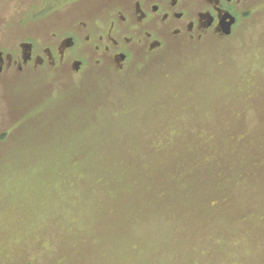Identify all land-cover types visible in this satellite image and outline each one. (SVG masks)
Here are the masks:
<instances>
[{
	"label": "rangeland",
	"instance_id": "obj_1",
	"mask_svg": "<svg viewBox=\"0 0 264 264\" xmlns=\"http://www.w3.org/2000/svg\"><path fill=\"white\" fill-rule=\"evenodd\" d=\"M110 1L0 0V52L22 61L21 45L32 42L34 56L46 58L49 49L56 60L42 66L3 65L0 72V264H17L9 242L28 237L27 223L37 229L50 225L55 232V224L84 230L96 221L103 223L108 239L126 237L133 244L140 228L146 237L152 230L171 234L167 255L177 263L202 260L191 244L207 241L208 247L215 245L207 249L217 264L234 259L264 264V166L257 178L244 175L245 191L235 185L223 188L233 193L222 195L232 213L209 208L206 201L217 194L214 178L229 173L232 163L246 156L250 166L255 157L261 161L264 156V4L229 38L165 39L163 48L151 55L134 49L118 70L108 55L95 50L107 40L100 41L94 30H75L82 23L101 21ZM72 33L75 47L61 62L57 44ZM76 61L83 62L78 73L70 67ZM206 142L212 144L213 158L222 156L217 147L226 146L223 157L233 159L229 169L214 161L192 178L195 190L187 194L197 207L180 212L188 222L184 232L174 229L179 223L174 224L179 216L175 207L165 213L150 199L154 183L164 181L151 171L137 185L116 187L120 195L114 213L109 202L92 210L89 171L94 168L129 157L176 160L187 155L186 147L204 150ZM238 169L244 171L241 165ZM240 197L250 205L239 201V207L257 215L250 225L235 220L241 213L235 205ZM167 220L172 227L164 225ZM111 255L105 251L95 264H107ZM83 258L71 255L77 264Z\"/></svg>",
	"mask_w": 264,
	"mask_h": 264
},
{
	"label": "trees",
	"instance_id": "obj_2",
	"mask_svg": "<svg viewBox=\"0 0 264 264\" xmlns=\"http://www.w3.org/2000/svg\"><path fill=\"white\" fill-rule=\"evenodd\" d=\"M205 147L206 148L204 150H200L195 146H190L189 148L186 147L185 149L188 151V153L186 152L187 155L185 154L181 158L171 161H164L162 159L147 160L145 158L131 159V157H129L123 159L121 163L116 161L113 163H106L105 169L103 166L94 168V170L89 171L90 174H93L91 182L93 187V200L91 205L92 210L96 211L98 204H108L109 202L111 212L114 213V209L116 208L117 202H119L118 197L120 195V192L117 190V188L126 186L128 187L132 184L137 185V183L141 180H145L148 171H151L154 172L156 177L158 174H161L164 177V181L162 184L161 182L156 183L157 181L154 183L156 187L154 193L151 196L152 198L150 199L155 201V205L163 207L162 211L165 213L168 211L170 212L171 210L175 212L173 209V207H175L176 214L177 216L179 214V216L178 219L174 221V224H176L178 221L179 223L176 224L174 229L176 228L177 233H181L182 227V232H184L188 222L183 217V214L180 215V212H185L186 210V213H188L192 208L197 207V205L193 203L191 198L192 195L187 194L188 190H195V186L191 188L190 185L192 178L200 177V174L203 172L202 170L206 166L213 164L214 161L219 162L221 168L229 169L228 164L232 163L233 159L230 158L231 160H229L225 157V155L223 157V152L225 151L226 153L228 151L226 146H224V148L222 146L217 147L216 150H219V152L222 153V156L218 155L214 158L211 154L212 144H208V142H206ZM255 158L256 161L252 160L251 165L248 166L245 163L246 156H242L239 161L237 160L230 165L229 173L222 172L218 178H214L216 181H213V183L209 180L205 181V183L208 184L212 183L214 192L215 190L217 191L215 196L217 200L214 199L215 197L206 200L210 203L209 208H220L221 213L224 214H229L230 212L232 213V206L228 204L229 202L225 204L222 199V195H231L230 193H232V191L229 189L227 192H225L223 188L226 189L227 186L235 185L239 186V190L245 191L247 187L242 186L244 175H255L254 178H257V173L260 172L259 168L264 166L262 163L264 156H262L261 161L258 160L257 157ZM75 164H81V161H76ZM240 165L244 169L243 172L242 170H237V167ZM161 167L162 169H160ZM167 168H169L171 171H168ZM233 172L237 173L234 176L235 178L230 176V173ZM227 174L228 176H226ZM186 182L188 183L187 185ZM158 186H160L159 190ZM164 186L166 189H163ZM228 198L229 197H226L224 200L227 202ZM239 201H241L243 204L248 203L243 201V198L241 197L237 199L235 205L241 211V213L238 215L239 217L235 219L236 222L242 225L252 224L251 222H254L252 220H257V215L252 214L250 208L248 207L242 210V208L239 207L241 205V202L239 203ZM167 202L170 203L169 206ZM248 204L250 205V203ZM175 217L173 219H175ZM222 217H224V215H222ZM115 219H117V217H115ZM130 219L132 220L131 223L135 224L136 227H140L135 218ZM159 219L160 217L157 216V221ZM165 222L169 224V227H172V221H164V225ZM52 228L55 230V232L51 229L50 225L37 229L35 224H26L25 230L28 237H24L22 240H15L17 238H14L13 241L9 242L10 254L18 259L17 264L24 262L23 260H26L27 257H31L32 254H34L33 260H30V262L27 261V264H36L38 260H40L42 264H77V262L71 261V255H84L81 264H95V261L101 258L104 252L107 250L114 253V255L105 258V262L107 264H183L177 263L176 259L168 257L166 244L169 239H171V234L165 235L164 231L162 235H158V232L156 233L154 230H152L151 234L146 237L143 235L144 228H140L141 235L133 244L126 242V237H123L117 241L108 239L106 235V229L104 228L103 223L100 221H96L94 226L84 230H80L78 227L70 223L55 224L52 225ZM196 244L197 243L193 242L191 247L195 249L196 254L201 255L202 260L198 259V261L194 262L193 264H217L212 259L214 258L212 253L207 249L215 247V245L208 247V242L206 241L203 243H198V245L194 247ZM210 250H213V248ZM53 253L56 254L53 256ZM89 255L90 257L87 258ZM98 256L100 257L97 258ZM204 258L207 260L205 263L203 262ZM87 260L91 261L92 263H88ZM227 264L241 263H239V259H234L228 260Z\"/></svg>",
	"mask_w": 264,
	"mask_h": 264
},
{
	"label": "flooded vegetation",
	"instance_id": "obj_3",
	"mask_svg": "<svg viewBox=\"0 0 264 264\" xmlns=\"http://www.w3.org/2000/svg\"><path fill=\"white\" fill-rule=\"evenodd\" d=\"M263 4L264 0H112L108 4L109 9L99 16L103 18L101 21L97 20L94 24L82 23L75 30H94L99 34L100 41L107 40L108 44L96 46L95 50L108 55L114 67L123 70L134 49L151 55L163 48L165 39L229 38L242 20L259 11ZM228 30L230 34H227ZM68 36L57 44L61 62L67 60L69 50L75 47L76 35L72 33ZM67 39L73 41L70 48L63 47ZM30 43L33 45V55L27 65L33 63L42 66L46 62H56L49 49L44 51L46 58L34 56L35 45ZM120 56L125 59L122 60ZM80 62L78 72L82 69L83 62ZM21 64L22 61L14 58L11 62L4 60V68L8 65L20 68ZM73 64L74 62L70 67Z\"/></svg>",
	"mask_w": 264,
	"mask_h": 264
},
{
	"label": "water",
	"instance_id": "obj_4",
	"mask_svg": "<svg viewBox=\"0 0 264 264\" xmlns=\"http://www.w3.org/2000/svg\"><path fill=\"white\" fill-rule=\"evenodd\" d=\"M227 34H230V31L228 30L227 31ZM73 46V41L72 39H67L64 44H63V47L64 48H70ZM21 49H22V53H23V56H22V60H23V63L24 64H27L31 59H32V51H33V45L31 43H23L21 45ZM51 57V56H50ZM122 58V60L125 59L124 56H120ZM6 58L8 59V61L11 62L12 60V57L10 55H7ZM4 56H3V53L0 52V72H2V67L4 65ZM81 67V62H75L73 64V69L75 71H78Z\"/></svg>",
	"mask_w": 264,
	"mask_h": 264
}]
</instances>
